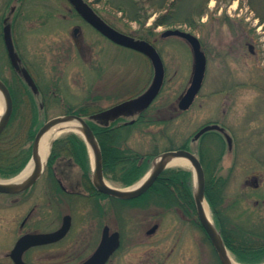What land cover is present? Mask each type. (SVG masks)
<instances>
[{"label":"rangeland","instance_id":"rangeland-1","mask_svg":"<svg viewBox=\"0 0 264 264\" xmlns=\"http://www.w3.org/2000/svg\"><path fill=\"white\" fill-rule=\"evenodd\" d=\"M4 1L0 0L1 19L8 6L15 5L21 11L14 35L23 61L44 91L56 93L55 101L46 99V115H41L40 121L80 107H85L88 113H96L149 86L153 76L150 62L142 54L115 46L93 32L74 16L67 0H10L6 7ZM85 1L120 32L134 37L147 36L164 63L163 88L148 112L159 123L136 130L130 146L139 153H150L154 148L163 152L189 143L204 125L225 127L233 138L231 152H226V144L213 134L194 145L191 143V147L193 145L194 151L199 152L198 145H202L203 154L209 157L219 152L221 145L225 146L216 170L217 176L228 179L222 207H226L230 215L239 214L237 207L230 209L232 202L239 198L252 211L254 202L261 201L264 196V20L257 17L264 13L258 9L264 0H259L261 4L255 2V6L251 0H209L207 14L195 23L194 28L187 25L153 27L161 13L154 11L155 6L150 0H134L141 8L140 14L149 15L145 23L129 19L131 0ZM77 26L80 31L73 36V28ZM173 28L197 36L207 57L203 87L191 108L184 113L176 105L189 84L193 58L183 39L161 36L162 32ZM0 75L18 101L14 121L22 127L21 137L26 138L31 120L30 105L29 102L21 104L22 87L9 67L2 43ZM215 160L216 157L213 162ZM170 168L190 171L191 166ZM56 173L59 180L74 190L80 184L78 169L66 159L57 163ZM50 189L49 176L42 175L29 192L0 194V264H12L9 252L19 236L27 232L53 231L61 225L65 214L73 215L69 236L53 247L29 252L24 260L32 264H78L95 250L103 225L99 229L94 222L88 225L91 215L81 213L84 211L82 206L68 205L66 201L59 205L56 200H50ZM191 210L194 219L195 211ZM255 210L264 217V211ZM152 213L134 210L129 215L123 214L124 218L118 215L117 226L123 231V246L110 264H161L155 255L145 261L144 244L149 242L143 233L158 220L155 212ZM209 214L211 217L210 210ZM170 217L171 221L162 223V227H187L180 216L171 214ZM25 219L23 227L21 223ZM192 226L196 227L195 223ZM194 230L199 236L202 234L199 229ZM83 234L91 237L90 243L80 240ZM92 236L96 241L91 246ZM154 240L150 244L156 242ZM77 253L79 257H76ZM212 264H219L215 254Z\"/></svg>","mask_w":264,"mask_h":264},{"label":"trees","instance_id":"trees-1","mask_svg":"<svg viewBox=\"0 0 264 264\" xmlns=\"http://www.w3.org/2000/svg\"><path fill=\"white\" fill-rule=\"evenodd\" d=\"M209 0H150L155 12L161 13L153 23V27L159 26H175L187 25L194 28L196 22L207 14V3ZM250 1V0H249ZM253 6L255 2L261 4L259 0L250 1ZM132 15L129 17L131 21L142 22L149 18L148 14L142 16L141 8L137 7V2L131 0ZM260 7V5H258ZM264 12V4L258 8ZM258 13L260 14V12ZM119 11H123L119 8ZM264 20V13L260 14ZM152 27V28H153ZM140 39H147V36H138ZM22 87V96L29 98L31 120L28 127V135L26 138L21 137L20 126L15 125V118L18 112V101L13 97V113L10 122L0 136V179H9L16 176L28 163L31 156V144L33 138L42 125L40 121L41 110L35 103L30 92L24 85ZM43 95H55L41 89ZM73 112V113H72ZM149 110L140 114L132 124L112 123L108 127L101 126L90 119V113L85 107H80L76 111H69L67 114H76L81 117L88 118V123L99 143L103 160V174L105 178L112 184L119 187H128L139 181L151 166L152 159L157 156L160 151L157 148L151 150L150 153H139L130 146V140L133 138L135 131L159 123L148 114ZM148 114V115H147ZM186 146H183L185 148ZM168 148L165 150H171ZM164 150V151H165ZM221 151V150H220ZM221 153V152H220ZM200 160L203 164L206 174L205 197L212 211L213 219L219 228L225 246L240 264H263L264 263V217L259 216V212L255 209L259 208L254 205L251 208L238 206L239 214L230 215L228 211L222 207L224 204V189L226 179L217 176L216 170L221 160L218 153L215 156L206 157L203 152L199 153ZM68 160L72 162L79 170L80 178L83 184L94 190L91 182V167L87 146L82 137L75 133H66L58 138L52 148L48 159V171L52 173L60 160ZM214 169V171H213ZM172 180L174 183L165 181ZM165 182V183H164ZM175 188V191H169ZM181 189V190H178ZM182 191V192H181ZM147 194L166 195L168 201L174 195L181 194L184 202L194 210L192 199V172L181 168H171L165 170L154 183ZM137 198L132 200L138 202ZM238 205V201H237ZM235 204L230 206L234 209ZM259 210H261L259 208ZM264 215V214H262Z\"/></svg>","mask_w":264,"mask_h":264},{"label":"water","instance_id":"water-1","mask_svg":"<svg viewBox=\"0 0 264 264\" xmlns=\"http://www.w3.org/2000/svg\"><path fill=\"white\" fill-rule=\"evenodd\" d=\"M68 1L76 10V12L82 17V19H84L88 24L94 27L102 35H104L106 38H108L117 45L132 49L136 52L145 55L150 60L153 67L154 74H153L152 82L144 93H142L140 96L134 99L120 103L112 108L94 114L92 116V119L99 122L101 125L108 126L110 122L116 120L119 117H131L145 110L159 94L164 77L163 64L155 48L150 43L144 40L134 39L133 37L122 34L117 30L113 29L112 27H110L91 9V7L84 0H68ZM74 31L77 32L78 29H75ZM162 36L180 37L184 39L191 47L192 55H193V67L191 72V78H190L189 86L180 96L178 102V108L180 110H187L193 103L203 83L205 68H206L205 54L201 50V45L199 40L190 33H186L175 29V30L164 31L162 33ZM4 41L12 67L22 77V79L24 80L28 88L31 90V92L34 95H38L37 86L35 85L33 79L29 75L26 68L22 66L21 59L14 50L12 37H11L10 24H7V22H5V26H4ZM0 98L2 103V112L0 115V135H1L9 123L13 110V104H12V98L10 92L1 80H0ZM71 120H77L81 125V130L77 132H79L84 138L90 152L93 185L99 192L105 193L109 196L118 199H134L136 197H139L152 186V184L159 177V175L167 168V165L164 164L165 161L172 158L183 159L188 161L190 163L194 176L193 199L199 221L203 226V228L205 229V231L207 232L208 236L210 237L211 242L219 255L221 263L231 264V258L227 253V250L223 244L221 236L205 212V207H204V204L206 202L204 195L205 177H204V171L202 165L199 159L197 158L196 154H194L191 151L182 150V149L165 152L155 159L151 170L137 186L129 189H117L111 187L106 183L103 177L101 151L96 146L97 140L91 128L89 127L87 121L79 116L67 115L62 117H56L45 122L44 125L38 130L33 140L32 155L29 162V164L33 165L31 176L24 184L20 186L18 184L0 182V193L16 194L23 192L28 188H30L39 179V177L43 172V170H41V162L39 156L41 140L43 136L51 128L62 123H67ZM209 131L220 132L226 139L228 148L231 149L232 147L231 137L227 134V132H225V130L222 127L216 124L207 125L202 129H200L194 135L192 141H197L204 133ZM70 223H71L70 217L66 216L63 219V223L61 227L54 232L26 234L22 236L16 242V244L14 245L13 249L9 254L11 260L13 261L14 264H27L23 261V254L25 253V251L35 246L47 245L59 241L68 232L71 225ZM118 236L119 235L117 233H114L111 236H107V228H106L104 230L102 241L98 249L87 261H85L82 264H104L109 258V256L113 253V251L118 247L119 245Z\"/></svg>","mask_w":264,"mask_h":264},{"label":"flooded vegetation","instance_id":"flooded-vegetation-1","mask_svg":"<svg viewBox=\"0 0 264 264\" xmlns=\"http://www.w3.org/2000/svg\"><path fill=\"white\" fill-rule=\"evenodd\" d=\"M16 1L18 2V0H13V2ZM9 2L10 0L4 1L5 7L10 4ZM8 7H9V11L13 9L14 15L12 21L10 22L12 40L15 50L19 53L18 43L16 42V38L14 35V29L15 26L17 25L16 23L18 19L21 16V11L19 12V10H17V7L13 5ZM18 12L19 15L16 14ZM6 16L7 15H4L2 17L0 21V26L4 24V19ZM1 33H2V29L0 30V40H1L0 43H2L4 52H6L3 41V35H1ZM54 180L56 181V184L66 194L62 195V197L60 198L57 197L61 195L55 192V189L53 188L54 187L53 181L50 180L49 183L51 186V189L49 190L50 192L49 197H51L50 200H56V204L59 205H64L66 201L68 205L73 204L76 206H82L84 208V211L81 213H86L91 215V218H89L90 220L87 222L88 225L94 222L96 223L98 229L100 228V225H103V227H107L109 229L108 236H111L114 231L115 233L119 234V244H120L119 248L111 255L109 261H107L106 264H110L113 261L114 256L121 250L123 246V239H124L123 231L120 229L119 225L117 226L118 215L123 217V214L129 215V212H133L134 210L142 211L144 213H152L153 211L158 216L157 223L153 224L152 227L149 228L148 230L146 231L143 230L144 231L143 235L148 240L147 242H149L148 244H146L145 241L144 244V247H146L144 252H146L145 255L147 254L145 261L150 260L149 257L152 255V258H155L157 256V260L160 261L161 264H170V262H173L172 264H176L175 263L176 261L178 262V264H212L214 254L217 257L214 247L210 242L208 236L203 231V229L198 228L197 226L196 227L192 226L193 223H197V219L196 218L193 219L192 210L190 206L187 205L188 203L183 201L184 197L181 194L174 195L172 199L170 198L171 201H168L166 195H160V196L153 194L146 195V193L150 191V189H148L143 195L138 197L142 199L141 200L139 199L138 202L134 203L132 200L118 201L117 199L101 194L91 189L88 186L86 187L84 185L85 187H82L81 184L77 185L74 190V188H70L65 184H63L58 177H56ZM166 180L167 181L165 182L167 183L176 182L168 179ZM175 190L177 189L172 188L169 191H175ZM261 201L262 203H264V200ZM141 204H145V205L142 206ZM171 214L172 215L176 214L180 216L182 220L186 222L187 227L183 229H179L178 227H165V226L162 227V223L165 225L167 224V220L171 221V217H170ZM65 215H69L71 220V228H72L73 215L70 214H65ZM167 217L168 219H166ZM71 228L69 232L65 235V237L56 244L61 243L69 236ZM195 228L199 229L202 232L200 236L198 232L194 230ZM112 229L115 230L111 231ZM102 230L100 232V238L97 246L99 245L101 240ZM182 230H187V231H185L184 234H181ZM95 236H92L91 246L96 241ZM155 238L156 240H154ZM89 239H91V237H88L85 234H83V237L80 240L82 242L90 243L91 240ZM152 240L156 242L150 244ZM182 240L184 243L183 246L181 245ZM56 244H53L52 246L49 247H53ZM77 255L78 253L76 254V257H79ZM176 255L177 257L175 258ZM217 260L219 262L218 257Z\"/></svg>","mask_w":264,"mask_h":264},{"label":"bare ground","instance_id":"bare-ground-1","mask_svg":"<svg viewBox=\"0 0 264 264\" xmlns=\"http://www.w3.org/2000/svg\"><path fill=\"white\" fill-rule=\"evenodd\" d=\"M2 112V103H1V98H0V115ZM81 130V125L77 120H71L67 123H62L59 124L53 128H51L50 130H48L45 135L43 136L42 140H41V147H40V162H41V170H43L44 165H45V161L46 158L48 156L49 153V149H50V145L51 142L58 137L62 132H66V131H80ZM97 148L98 145L96 143ZM167 166H181V167H186L188 166L190 163L186 160L183 159H168L167 161H165L164 163ZM32 168L33 165L29 164L27 166V168L25 169V171L18 176L16 179H14L13 181L7 182V183H11V184H18L19 186L24 184L28 178L31 176L32 174ZM205 207V212L208 216L209 214V210L206 204H204ZM209 217V216H208ZM109 261V260H108ZM231 264H238L236 263L234 260L231 259Z\"/></svg>","mask_w":264,"mask_h":264}]
</instances>
